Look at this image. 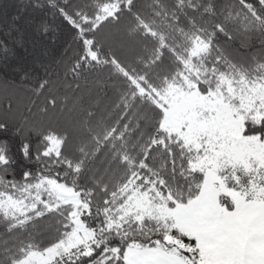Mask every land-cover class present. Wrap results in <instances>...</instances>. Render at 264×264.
Instances as JSON below:
<instances>
[{
    "label": "snow or ice",
    "instance_id": "snow-or-ice-1",
    "mask_svg": "<svg viewBox=\"0 0 264 264\" xmlns=\"http://www.w3.org/2000/svg\"><path fill=\"white\" fill-rule=\"evenodd\" d=\"M256 2L259 9L238 0L241 10L226 7L215 23L203 19L215 17V0H151L147 11L136 0H99L92 13L58 9L82 45L65 78L113 65L134 86L116 107L131 110L140 100L149 111L134 113V129L125 123L120 130L119 120L105 129L93 125L88 109L77 121L65 96L60 107L79 124V143L70 149L68 131L16 128L36 136L35 151L28 137L20 147L40 165L36 175L23 172L25 183L4 179L14 160L4 140L8 123L0 121V222L9 234L35 229L45 216L59 225L46 246L31 233L11 247L0 241V264H264V52L246 66L215 43L217 33L229 36L233 21L264 33V0ZM125 12L132 33L155 41L149 64L162 63L166 50L174 71L150 80L130 75L114 56L102 58L95 34ZM52 83L43 78L34 89L37 97L49 90L39 108L45 115L58 107ZM141 124L147 131L138 141L126 140ZM103 149L108 167L89 169Z\"/></svg>",
    "mask_w": 264,
    "mask_h": 264
},
{
    "label": "trees",
    "instance_id": "trees-1",
    "mask_svg": "<svg viewBox=\"0 0 264 264\" xmlns=\"http://www.w3.org/2000/svg\"><path fill=\"white\" fill-rule=\"evenodd\" d=\"M98 2L99 0H0V121L8 123L4 140L14 160L4 174L6 181L25 183L24 171H30L34 175L40 172V165L34 159L26 160L20 152L25 137L32 143L33 151L36 142V136L27 129L23 133L16 132V128L22 124L27 123L28 127H35L40 131H68L71 133L70 149H74L79 143L82 135L79 124H74L73 116L60 107L59 102L63 101L65 96L68 97L67 108L76 107V113L73 115L77 121L82 118V110L88 109L95 113L93 125L100 123L105 129L117 126L118 120L120 130H123L125 123H131L134 129V113L149 111V106L140 100L135 102L131 110L116 107L118 104L122 105V97L125 94L130 95L134 86L113 65L93 64L82 71L78 80H73L70 74L65 78L67 69L71 68L82 54V45L76 32L58 9L64 8L70 14L80 9L92 13ZM150 2L151 0H136V9L147 11ZM251 2L260 8L256 0ZM165 3L171 6L172 0H165ZM215 4V17L204 16L205 21L215 23L222 20L223 9L226 7L241 10L238 0H215ZM132 24L131 16L125 12L119 23H105L95 34L99 45L102 46V58L114 56L130 75H147L150 80H155L161 73L174 71L175 63L166 50L162 63L149 64V58L156 47L155 41L132 33ZM226 30L229 36L217 33L215 43L234 63L251 65L253 57L258 58L259 54L264 52V33L258 27L256 30L245 32L242 24L233 21L226 25ZM46 70L49 77H45ZM43 78H50L53 82L50 90L58 97L57 109H50L46 115L42 114L39 108L49 90H45L40 97L34 95L36 85ZM76 84H79L78 90L75 88ZM32 101H36L35 107H32ZM30 107L31 112L28 111ZM125 111L129 112L128 118L120 120ZM25 117L28 118L26 122ZM141 131H147L144 124L140 125V130L133 131L132 135L126 136L125 139L136 143ZM146 139L147 136L144 137V140ZM107 153L108 149H103L89 162L88 168L99 171L107 168V161L110 160ZM65 154L69 155V151ZM113 167L115 168V165ZM85 175L91 176L92 171H87ZM80 183L83 185L85 181L81 180ZM58 228V217L55 216H45L35 229L30 227L27 231L21 230L12 234L7 233L5 225L0 222V241H8L11 247L17 238L27 239L31 233L46 246L49 241L55 239Z\"/></svg>",
    "mask_w": 264,
    "mask_h": 264
}]
</instances>
